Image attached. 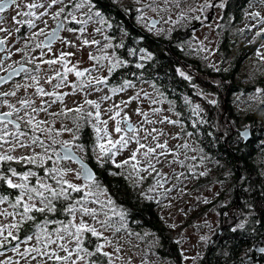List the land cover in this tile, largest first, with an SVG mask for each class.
<instances>
[{"label": "snow or ice", "instance_id": "obj_1", "mask_svg": "<svg viewBox=\"0 0 264 264\" xmlns=\"http://www.w3.org/2000/svg\"><path fill=\"white\" fill-rule=\"evenodd\" d=\"M180 2L181 0H163L164 7L161 8L156 0H136L137 4H143V7L136 9L137 19L149 32L155 31L159 35L160 30L156 29L158 21L147 18L145 9L167 12L170 10L169 5L178 8ZM255 2L264 5V0ZM116 3L117 0H108L109 5ZM225 5L226 0H218L216 3L205 0L199 9L192 11H206L216 7L223 9ZM120 11L124 15L129 13L126 8ZM5 12H9V15L5 16ZM249 15L258 24L264 25V16L260 12ZM49 19L53 21L51 26L48 24ZM183 19L185 14L181 12L179 20ZM194 19L200 20L201 17L196 16ZM38 22L44 27H39ZM93 23L99 26L93 28L90 33L93 38L89 40L85 33L89 24ZM256 26L251 25L249 30ZM115 28L122 37L129 36L122 22L117 21ZM112 29V18L97 8L94 0H0V53L4 54L0 56V71L6 73L0 75V85L18 76L24 81H17L9 91H0V256H4L10 247L26 264H31L32 261H36V264H116L122 257L118 255L120 246L113 239L116 234L127 231L129 213L128 209L116 203L109 192V186L98 176L97 170H103L107 176L123 179L133 190L139 189L151 177L154 183L146 191L137 193L149 201L155 200L149 194L158 189H163L161 195L166 198L168 193L178 188L177 184L165 187L171 182L170 177L180 181L181 178L187 179L188 175H196V165L188 161H196L197 157L189 156L188 152H196L197 149L186 140L180 142L183 140L180 133L171 137L177 143L170 146L167 139L161 141V137L165 136L162 129L145 127L156 124L173 125L179 127L184 136L193 135V132L185 130L184 122L179 119L182 113L176 110L175 101L167 99L164 93L158 92V98H153L141 89L128 100L113 103L104 110L108 119L101 118L102 101L112 100L114 96L136 87L131 80L123 78L118 86L109 84L118 70L126 68L129 63L116 55V49L125 48V41L121 39L119 43L113 44L114 37L107 35ZM13 31L19 35L13 37ZM63 32L77 34L80 48H97L98 54L89 52L88 58L93 62L91 67L80 69L79 61L73 64L69 59L74 53L62 48L53 50L57 43L64 47H77L62 36ZM96 34L102 35L106 41L102 47V41L95 39ZM262 34L264 28L256 33L257 36ZM143 39L142 36L133 37L132 45L126 49L129 57L136 58V68H144L147 62L154 59L152 52L140 46ZM10 40L15 43L23 40L24 44L13 52L9 46ZM108 49H113V52L109 54ZM36 50H39L38 56L29 55V52ZM199 50H204L202 45ZM16 53L22 54V59L5 67V61L11 60ZM257 55L264 61V55L259 50ZM17 64L18 67L15 66ZM101 68L106 69L107 75L94 76L93 72ZM176 72L186 81L191 82L193 79L180 68ZM69 74L75 77L74 81L69 80ZM44 85H48L49 89L46 90ZM192 87L197 88L196 85ZM66 88L71 91H61ZM105 88H108L109 94L102 95L99 100L88 99L92 93L103 92ZM21 89L24 90V95L18 96ZM29 89L32 90L31 93ZM256 91L264 93V89ZM76 94L82 95V102L76 107H67L65 97ZM141 94L149 107L147 110L140 107L135 109L141 120L139 124H133L127 113L123 116L121 113L132 101L139 102ZM196 95L203 97L209 104L216 103L201 91H197ZM182 99L189 106L190 115L187 119L191 121L192 127L206 123L203 119L192 120V117H199L203 111L200 104H193L188 96ZM57 103L61 105L60 110L51 112V107ZM165 103L168 105L167 109L163 107ZM163 111L178 118L161 117ZM42 113L46 118H40ZM57 118L62 122L59 129L55 127ZM65 120H71L74 127L63 124ZM109 121L113 122L111 131ZM85 126L91 129L88 143L81 139ZM65 132L71 134V139L60 138ZM240 135L246 138L248 131L244 130ZM142 140L147 143H142ZM131 143H135L137 147L126 159L117 162V156ZM200 159L202 161L203 157ZM63 162H71L77 167L63 166ZM13 163L22 170L18 171ZM157 165L166 166L168 171ZM177 166L187 168L188 173L177 172ZM155 202L160 203L159 200ZM244 227V222H238L231 231L236 232ZM21 245H25L23 251ZM106 248H111L112 251H106ZM257 250L264 253V247ZM182 258L188 259L183 253ZM0 264L20 262L7 257Z\"/></svg>", "mask_w": 264, "mask_h": 264}, {"label": "rangeland", "instance_id": "obj_2", "mask_svg": "<svg viewBox=\"0 0 264 264\" xmlns=\"http://www.w3.org/2000/svg\"><path fill=\"white\" fill-rule=\"evenodd\" d=\"M122 1H125L127 3L130 2L131 4L137 6L135 7L136 9L143 7V4H137L136 0ZM156 2L161 8L164 7L163 0H156ZM204 2L205 0H181L178 8L174 5H169L170 10L167 12H153L145 9V16L147 18L160 21L159 26L156 27V29L160 30L159 35H156L155 31L149 32L144 27L143 23L138 21L136 16L137 26L143 29L147 34L151 36L167 37L168 39L174 40L177 43L178 48L180 47L179 49H184L186 54H188L186 60L192 61L193 63V71H191V74H189L192 77H196L195 72L200 71L201 69L211 71L215 74L229 72L235 64V62H233V56L231 55L233 52L228 53L222 48V34L225 32L227 27V19L225 18L223 13L224 8L221 9L219 7H216L214 9V13L212 11V8H209L206 11H192V9H199L200 5L204 4ZM212 2L216 3L218 2V0H212ZM181 12L185 14V19L183 20H179ZM252 12H260L261 16H264V5H252L251 7L245 9L243 14V23H240V26H234V28H232L229 33L230 38L233 37L237 39L236 50H238L240 45L243 46L250 43L252 44L253 42L257 41L255 42V48L253 53L245 58L241 66L235 67V71L233 74L234 81L238 83V85L245 88V90L242 92H234L230 95L229 100H231V103H233V107L236 108L239 114H241V118L243 119L252 115V112H255L257 110L261 111L257 114V117H264V102H262L264 101V93H257L256 91L257 89H264V74L261 76V69H264V61H261L259 56L257 55L258 50L261 55H264V47H262V45H264V35L263 37L259 38V40L258 36L256 35V33L261 28H264V25L258 24L257 20L253 19V17L249 15V13ZM12 14H14V12ZM8 15L9 12L5 13V16ZM196 16H200L201 19H194V17ZM169 18H171V21L179 22L172 23ZM246 22L248 23L246 24ZM48 24L50 26L53 25V21L49 19ZM253 24H256L257 26L251 27V30H249L250 26ZM98 26L99 25H96L94 23L89 24L88 31L87 33H85L86 38L91 40L93 37L92 35H90V33L92 32L93 28ZM39 27H44V25L39 24ZM188 28H190V30H188ZM23 33L24 29L22 28L21 34ZM109 33L110 31L107 32V35H109ZM177 33L181 35V38L179 40L172 39V37ZM17 35L19 34L13 31V37H16ZM65 37L75 43L77 47H64L58 44L53 50L55 51L56 48H62L66 52L74 53V55L69 57V59L72 61L73 64L79 61L80 69L91 67L93 62L90 61L88 58L89 52H92L93 55H96L98 54L97 48L95 46L80 48V41L76 38L77 34L68 32L65 34ZM95 39L102 41L101 47L103 43H106V41L103 40V36L100 34H96ZM23 44V40L18 43H15L14 40L9 41V46L11 47L13 52H15L16 48L22 47ZM113 44L115 43L113 42ZM201 45L203 46L204 50H199L201 48ZM108 52L109 54H111L113 52V49H108ZM38 53L39 50H36V52H33L31 55L37 56ZM16 54L18 57L22 56V54L20 53ZM10 63L11 62L6 63L5 67H7ZM197 65L201 67L198 68ZM180 69L182 71H185V69H183L182 67H180ZM3 73V71H0V75H2ZM93 75L106 76L107 71L106 69L101 68L98 69L96 72H93ZM69 80L74 81L75 77L72 74H69ZM203 80V83L207 81L212 82V86H214V88L210 90V88L212 87L210 86L209 88L202 89V87H206V85H203L201 86V88L198 89V91L203 92L207 95L208 99H213L216 101V103L214 105L207 103V100H205L203 97L196 95L197 91L195 92L196 97L192 96L193 103L200 104V107L203 110L201 111V113L203 114L204 112H209L210 106H216L217 109H219L220 111L218 114L220 115L221 113H223V117L226 116L227 110L224 108L223 112V110H221L223 108L221 107L220 103L221 100L225 99L226 97L225 95L222 96V99L221 97H218L215 88L217 85L216 78L203 77ZM19 82L24 83L21 81ZM134 84L136 85L135 88H130L126 92H122L114 96L112 100L101 102L102 119H108V116L104 114L105 109L110 107L113 103H119L121 100H128L130 96L135 95V93L137 91H140L141 89L143 90V92L151 94L153 98H158V92L164 93L158 88V85L155 82H141ZM153 85L155 87H153ZM11 89V86H7L4 91H9ZM21 90L23 91V89ZM61 91H71V89L66 88L62 89ZM218 91H221V88L218 89ZM105 94H109L108 88H105L103 92L92 93L88 97V99L99 100V98ZM17 95L21 96L22 94L19 95L17 93ZM164 95L166 97L168 96L166 93H164ZM141 96L142 98L139 102L132 101L126 108H124V112L121 113V116L127 113L133 124H139L141 120V118L136 115L135 109L137 107H140L144 110H147L149 107L147 102L143 99V94H141ZM169 98L170 97H167V99ZM11 99L13 101L15 100V98ZM82 99L83 97L81 94L70 95L65 97L64 103L67 105V107L73 108L76 107L78 103L82 102ZM169 100H171V98ZM74 101L77 103H73ZM37 103H39V100H37ZM176 103L177 102L175 101V104ZM158 106L160 105H152V107ZM163 107L167 109V103H165ZM181 113L182 116L179 117V119L183 121L184 115L183 112ZM201 113L199 117H201ZM160 116H170L172 119L178 118L168 111H163ZM41 118L46 117L42 115ZM152 118L157 119V117ZM47 119L51 118L47 117ZM61 123V120L57 118L55 127L59 129L61 127ZM63 124L67 125L70 128L73 127L71 120H65L63 121ZM112 125L113 122L109 121L108 127L110 131L112 130ZM153 126L157 129H162L165 132V136L161 137V141L167 139L169 145L172 146L177 143V141L172 140L171 137L176 135L177 133H180V135L183 137V140L180 142L186 140L193 148L197 149L196 152L189 151L188 155H195L196 157L201 155L197 147L198 145L196 143L195 134H193L191 137L184 136L183 132H181V129L173 125H145V127L149 129ZM245 126L246 125H244L243 127ZM242 128L240 125L238 130H242ZM185 130L188 131L186 128ZM256 137H258V145L260 144V146H257V148L262 149V146L264 144V129H262L261 132L256 135ZM60 138L71 139V134L65 132ZM141 142L147 143V141L143 140ZM136 147L137 145L135 143L129 144V147L124 150L121 155L117 156V162L126 159L130 155L132 150H134ZM37 151H39V149H37ZM188 163L196 165L195 176L188 175L187 179L181 178L180 181H177L175 177H170L171 182L169 184H166L165 187L170 188L173 184H177L178 188L168 193L166 198L161 195L163 189H158L156 192L150 193L149 195L155 197V200H153L154 202L156 200L160 201L159 204L155 202L154 210H156L166 227L170 230L172 237L177 242H179L178 244L180 246L181 252L183 253V256L188 257V259L186 260L183 259L184 263L197 264L205 258L206 249L210 243V240L215 236L218 229H220L224 225L233 224L234 220H236V222H244L246 226L250 218L247 213L241 210L240 212H235L236 209H233L234 201L236 200V195L234 191L235 185L232 179L228 178L226 180H219L215 177H212L210 181L203 180L207 179V177L205 176L199 178V173H204V175L209 173L210 170L208 169V166L200 165L198 160L188 161ZM13 166L17 167L14 163ZM63 166L77 167L76 165L70 162H63ZM157 167H164V171H168L166 166L157 165ZM17 169L20 168L17 167ZM176 170L177 172L183 171L186 174L188 173L187 168H180L179 166H177ZM69 179H72V177L69 176ZM152 183H154V181ZM150 184L151 183L148 182L147 188ZM226 214L229 215V217H226ZM106 235H108V233H106ZM113 242L118 244L121 249L118 255L122 257V259L117 260L116 264H129V262L130 264H170L165 261H158L156 254H153L152 258L147 256V252L141 244L140 238L136 233L132 231V228L129 225L128 221L127 231H122L116 234L113 239ZM32 243H35V241H32ZM24 247L25 245H21V251H23ZM105 250L112 251L111 248H106ZM61 255H63V253H61ZM7 257H11L13 260H19L20 264H26V261L21 259L15 252L11 251L10 247L5 252L4 256H0V261L6 259ZM193 257H195L196 259L193 260ZM31 264H36V261H32Z\"/></svg>", "mask_w": 264, "mask_h": 264}, {"label": "trees", "instance_id": "obj_3", "mask_svg": "<svg viewBox=\"0 0 264 264\" xmlns=\"http://www.w3.org/2000/svg\"><path fill=\"white\" fill-rule=\"evenodd\" d=\"M95 2L100 10L112 18L113 29L110 31V36L114 37L113 42L117 44L121 39L125 41V48L116 49V54L122 59L128 60L129 63L126 68L119 69L118 73L111 78L112 82L117 79V82L113 85H119L121 78L131 80L133 83L155 82L158 88L168 95L167 97L177 102V110L183 112L184 115L185 128L196 136L197 147L201 154L197 157V160L199 163L202 162L207 165L210 170L206 175H199V178L206 176L207 179H203L206 181H210L212 177L219 180L230 178L234 181L237 178L236 169L239 166L253 182L254 192H256L258 197L256 196L257 198L254 200L255 203L252 205V210L246 212L250 218L248 224L244 229H239L236 232H232L230 228L227 229L219 239V251L217 254L209 253L208 257L201 262V264H239V251L250 250L254 243L260 238H264V182L261 178V171H259L260 164H257V159L264 158V152L257 148L260 144L258 145V137H256L264 129V117H257V114L261 112L257 110L243 119L240 116L241 114L233 107L231 100H229L230 95L234 92L245 90V88L234 81L233 74L235 67L241 66L245 58L253 53L255 42H257L240 45L238 50H236L237 39L230 38L229 33L234 26H240V23H243L245 9L252 5L260 4H257L255 0L226 1L223 13L227 19V27L222 34V48L228 53L233 52L231 55L235 64L229 72H222L221 74L201 69L195 72L196 77H193L192 81L189 82L176 72V69L180 67L185 69L187 74H191V71H193L192 61L186 60L188 54H186L184 49H179L180 47L178 48L174 40L162 36H151L138 27L136 24V16L138 14L135 8L137 6L129 1L127 3L122 0H117L115 5H109L108 0H95ZM122 8L129 9L128 15H124L120 11ZM117 21L122 22L123 28L129 33L128 37H122L120 32L116 30ZM263 35L258 36V40ZM141 36L144 39L140 46L146 47L152 52L154 59L147 62L144 68H136L134 66L137 62L136 58L129 57L126 49L132 45L133 37ZM180 38L181 35L178 33L172 37L175 40ZM197 67L200 68L201 66L197 65ZM263 74L264 69H261V76ZM202 75L216 78L217 85L215 88L218 97H221V99L223 95L226 97L221 100L220 103L223 109H220L224 112L225 108L227 114L223 117V113L218 114L220 111L216 106H210L209 112L201 113V117H192V120L203 119L206 121V123L197 124L193 128L191 121L187 119L190 115L189 106L184 104L182 98L188 96L192 101V96L196 97L195 92L201 86L206 85V87H202L203 89L213 85L210 81L203 83L204 76ZM192 85H196L197 88L194 89ZM212 88L214 86L210 90ZM220 88L221 91H218ZM240 125L241 128L246 125L242 129L246 128L247 130L250 128L255 140L253 141L252 139L247 144L237 141L238 146L236 147V142L232 137V130H238ZM90 136V130L81 132V139L86 143L89 142L88 138ZM201 149L202 151H200ZM201 157H203L202 161ZM16 166L19 168L18 165ZM17 170L21 171L22 169ZM113 170L118 171L114 168ZM97 172L103 182L109 186V192L116 200V203L128 209L127 221L132 231L140 238L147 256L152 258L153 254H156L158 261H165L170 264H184L179 244L172 237L170 230L166 227L156 210H154L155 202L143 199L142 196L137 194L138 192L146 191L148 182H153L152 178L148 177L139 189L133 190L125 184L123 179L107 176L103 170H97ZM246 198H242V200L245 202L251 200ZM236 202L235 200L234 203ZM21 236H23V232H21Z\"/></svg>", "mask_w": 264, "mask_h": 264}, {"label": "flooded vegetation", "instance_id": "obj_4", "mask_svg": "<svg viewBox=\"0 0 264 264\" xmlns=\"http://www.w3.org/2000/svg\"><path fill=\"white\" fill-rule=\"evenodd\" d=\"M95 2V0H94ZM98 8V7H97ZM214 9L215 8H212V11L214 13ZM7 13V12H5ZM4 13V15H5ZM69 27H72V25H68ZM190 29V28H188ZM68 33V32H63L62 33V36L65 37V34ZM69 33H72V32H69ZM109 36H110V33H109ZM40 39H43V37H41ZM59 43H57L54 48L58 45ZM33 52H29V55H31ZM4 55L3 53H0V56ZM39 55V53L37 54V56ZM46 58V57H45ZM22 59V56L18 57L17 54L16 55H13L11 57V60L9 61H5V64L8 63V62H13V61H19ZM15 66H19L18 64L15 65ZM29 67H31V65H28ZM44 68L47 67V65H44L43 66ZM2 75H6V73L4 72ZM23 74H21L22 76ZM194 75V74H193ZM204 77H209L208 75H202ZM17 81H21V82H24L23 79H21L20 76L18 77H15L12 81L2 85L0 87V91H4V89L7 87V86H11L13 87V84ZM117 82V79L113 80V82L111 81L110 79V85H113ZM43 83V82H42ZM118 86V85H117ZM44 87L46 88V90L49 89V86L48 85H44ZM31 89H29V93H31ZM18 94H22L24 95V90H20L18 92ZM11 99V98H9ZM45 99H47V97H45ZM60 104L57 103V104H54L52 107H51V111L52 112H57L60 110ZM44 115L43 113L41 114V116ZM41 118V117H40ZM222 120V118H221ZM74 127V125H73ZM84 130H90V128H88L87 126H85L82 131ZM244 130H246V128L242 129V130H236V129H233L232 130V137H233V140L236 142V147L238 146V142H243L244 144H247L249 141H251L253 139V141L255 140V137L253 136V132L251 131L250 132V128L247 129L248 131V136L246 138H242L240 133L243 132ZM197 140V139H196ZM238 141V142H237ZM264 141V139H263ZM260 151H263L264 152V144L262 146V149ZM258 154V153H257ZM256 155V154H255ZM71 163V162H70ZM210 163V162H209ZM200 165H205L204 163L200 162L199 163ZM257 164H260L259 165V171L260 174H262L261 178L264 182V158L262 159H257ZM237 178L234 179L233 183L235 185V195H236V203H234V208L233 209H236L235 212H240L243 211V212H247L248 210H252V205L255 203L254 200L258 197L256 192H254L255 190V187H253V182L251 181V179L249 177H247V173L242 169H240L239 166H237ZM98 173V172H97ZM252 182V183H251ZM264 185V184H263ZM262 189V188H261ZM253 190V191H252ZM248 191V192H247ZM252 191V192H251ZM242 194V195H241ZM257 196V197H256ZM247 197L246 199H251L250 201H244L242 200V198H245ZM228 211V210H227ZM226 211V212H227ZM226 217H229V215L226 214ZM238 222H236V220H234L233 224L231 225H224L223 227H221L220 229H218V231L216 232L215 236L210 240V243L206 249V254H205V258L208 257V254L211 253H215L217 254V252L219 251V239L221 238V236L223 235V233L227 230V229H231L232 227H234ZM235 224V225H234ZM239 230V229H238ZM221 233V234H220ZM171 234V233H170ZM260 247H264V238H260L256 243H254V245L252 246V248L250 250H247V251H239V264H264V253H260L257 249L260 248ZM180 248V246H179ZM181 251V249H180ZM203 260V259H202ZM202 260L197 263V264H201ZM186 264V263H184Z\"/></svg>", "mask_w": 264, "mask_h": 264}, {"label": "water", "instance_id": "obj_5", "mask_svg": "<svg viewBox=\"0 0 264 264\" xmlns=\"http://www.w3.org/2000/svg\"><path fill=\"white\" fill-rule=\"evenodd\" d=\"M156 21H158V20H156ZM159 24H160V21H158V23L156 24V27H158L159 26ZM6 84V83H5ZM4 85V84H3ZM2 85H0V87H1Z\"/></svg>", "mask_w": 264, "mask_h": 264}]
</instances>
